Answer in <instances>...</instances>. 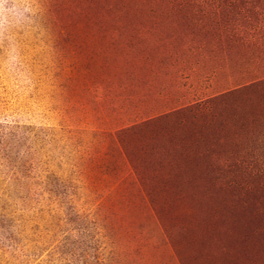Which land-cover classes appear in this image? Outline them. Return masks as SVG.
Instances as JSON below:
<instances>
[{"label":"rangeland","instance_id":"obj_1","mask_svg":"<svg viewBox=\"0 0 264 264\" xmlns=\"http://www.w3.org/2000/svg\"><path fill=\"white\" fill-rule=\"evenodd\" d=\"M0 264H264V0H0Z\"/></svg>","mask_w":264,"mask_h":264}]
</instances>
